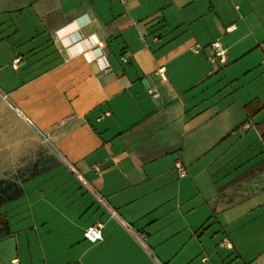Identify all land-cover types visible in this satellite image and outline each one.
Masks as SVG:
<instances>
[{"label":"crops","instance_id":"obj_1","mask_svg":"<svg viewBox=\"0 0 264 264\" xmlns=\"http://www.w3.org/2000/svg\"><path fill=\"white\" fill-rule=\"evenodd\" d=\"M0 158L44 264H262L264 0H0Z\"/></svg>","mask_w":264,"mask_h":264},{"label":"rangeland","instance_id":"obj_2","mask_svg":"<svg viewBox=\"0 0 264 264\" xmlns=\"http://www.w3.org/2000/svg\"><path fill=\"white\" fill-rule=\"evenodd\" d=\"M36 158L34 157V160ZM21 161L17 167L0 165V179H15L19 181L28 175L31 163L25 162L24 158H21ZM21 202L19 199L13 200L1 207V211L7 216L14 233L0 238V264H12L11 259L14 257L18 258L17 262L19 260L22 263L44 264L40 239H42L44 248L47 247L45 240L41 236V238L34 236V230L30 233H25L24 229L28 227L29 221L26 217L25 206ZM257 208L252 213V236L250 238L242 237L244 238L243 244L252 246V260L264 250V206H258ZM53 235H56V232ZM54 239L55 236L52 238L53 242L55 241ZM262 264H264V261Z\"/></svg>","mask_w":264,"mask_h":264},{"label":"trees","instance_id":"obj_3","mask_svg":"<svg viewBox=\"0 0 264 264\" xmlns=\"http://www.w3.org/2000/svg\"><path fill=\"white\" fill-rule=\"evenodd\" d=\"M47 168L45 162L42 164L37 160L30 168L28 175L19 181L15 179H0V238L11 235L8 219L1 211V207L6 203L16 200L23 195L22 182Z\"/></svg>","mask_w":264,"mask_h":264},{"label":"built area","instance_id":"obj_4","mask_svg":"<svg viewBox=\"0 0 264 264\" xmlns=\"http://www.w3.org/2000/svg\"><path fill=\"white\" fill-rule=\"evenodd\" d=\"M211 49H212V54L208 57L210 62H212L213 64L222 66L225 64L226 62V49L221 45L220 41L218 39H214L211 41L210 43ZM10 107H12L16 114L21 117L26 123L28 124H32L31 120L27 117H25L22 113V111L20 109H18L17 107H14L13 105L9 104ZM47 140V137H45L42 142H45ZM176 169L178 170L180 175L184 174V168L181 164L177 163L176 164ZM78 177H80L79 174H77ZM96 201L101 204V205H105L106 204V200L103 196L99 195V194H94ZM112 215H115V211H111L110 212ZM101 224H95L92 226L87 227L84 230V236H86L88 239L94 241L97 240L100 237V230ZM140 239L143 241L144 238L142 235H140ZM12 264H18L17 259H12L11 260Z\"/></svg>","mask_w":264,"mask_h":264}]
</instances>
